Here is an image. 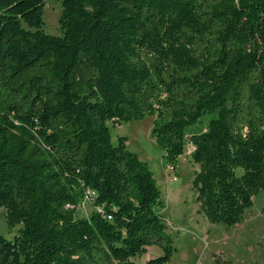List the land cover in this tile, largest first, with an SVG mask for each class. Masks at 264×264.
<instances>
[{"label": "trees", "instance_id": "1", "mask_svg": "<svg viewBox=\"0 0 264 264\" xmlns=\"http://www.w3.org/2000/svg\"><path fill=\"white\" fill-rule=\"evenodd\" d=\"M0 0V264H138L173 238L148 163L110 120L155 115L163 165L192 144L197 201L233 226L264 188V0ZM88 190L97 208L76 210Z\"/></svg>", "mask_w": 264, "mask_h": 264}, {"label": "rangeland", "instance_id": "2", "mask_svg": "<svg viewBox=\"0 0 264 264\" xmlns=\"http://www.w3.org/2000/svg\"><path fill=\"white\" fill-rule=\"evenodd\" d=\"M61 14L60 1L46 0L44 28L47 33L63 34L59 22ZM155 117L147 115L130 121L110 120L108 126L114 144L119 142L120 136L128 137V149L148 163L162 189L165 207L161 214L174 246L166 264H264V188L255 194L252 206L244 210L238 223L228 226L222 222H210L197 201L193 186L199 165L192 161V144L186 146L176 171L165 168L162 163L164 151L151 135ZM96 209L91 200L84 198L76 215L89 217ZM22 227L23 223L9 221L6 210L0 209V234L14 239ZM162 254L161 247L151 245L133 260L144 264Z\"/></svg>", "mask_w": 264, "mask_h": 264}, {"label": "built area", "instance_id": "3", "mask_svg": "<svg viewBox=\"0 0 264 264\" xmlns=\"http://www.w3.org/2000/svg\"><path fill=\"white\" fill-rule=\"evenodd\" d=\"M194 149V148H193ZM167 169L168 170H171V171H176L172 166H169V167H167ZM175 179H177L176 177H175ZM95 195H96V193H95V191H93V190H88V192H87V196L85 197V198H87V199H89V200H93V198L95 197Z\"/></svg>", "mask_w": 264, "mask_h": 264}]
</instances>
